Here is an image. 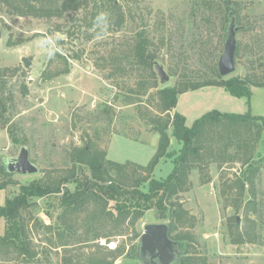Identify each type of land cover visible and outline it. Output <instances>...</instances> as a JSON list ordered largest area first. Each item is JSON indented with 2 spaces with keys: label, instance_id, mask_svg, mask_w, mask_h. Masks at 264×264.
I'll list each match as a JSON object with an SVG mask.
<instances>
[{
  "label": "rangeland",
  "instance_id": "rangeland-1",
  "mask_svg": "<svg viewBox=\"0 0 264 264\" xmlns=\"http://www.w3.org/2000/svg\"><path fill=\"white\" fill-rule=\"evenodd\" d=\"M37 1L49 7L44 2L53 0H30ZM78 1L75 7L50 16L21 13L24 7L0 2V158L16 156L19 146L25 144L30 160L39 167L38 173H11L13 182L0 189V203L17 193L21 184L33 180L57 183L74 172L79 182H87L90 171L70 159L75 148L87 145L91 151H105V157L115 162L132 163L128 175L145 176L147 171L135 165L147 163L158 140L147 121L161 114L157 90L207 76L217 78L212 68L223 50L227 5L235 7L240 29L236 33L235 70L226 77L248 76L259 80L261 86L250 87L249 100L220 85L188 89L178 94L173 110L185 116L188 126L212 109L250 111L264 117V0H114L117 7L110 5L111 0ZM139 33L148 41L150 65L135 61L133 49ZM45 39L67 59V73L51 75L64 64L56 53L52 58L46 55L45 46L39 43ZM23 56L30 58L28 67L21 61ZM157 64L163 66L167 81H160ZM153 82L156 87L150 86ZM171 131L169 127L170 136ZM261 137L257 146L263 158L264 132ZM171 142L169 150L177 151L180 143ZM229 153L232 156H224L225 160L203 158L205 164L190 171L188 188L177 195L186 210L184 223L172 235L191 236L187 256L206 257L212 264H264V163L255 177L254 195L246 187L243 193L240 188L230 190L229 180L241 179L248 167L242 165L243 149L230 148ZM254 158L259 160L256 155ZM172 167L170 157H163L151 175L163 179ZM5 179L0 173V182ZM76 184L63 181L61 188L74 191ZM147 184L143 182L141 188L147 189ZM61 192L37 199L28 209L30 215L25 216L37 251L34 264H61L66 252L86 258L96 249L84 232L93 202L77 213L70 245H58L55 224L60 222ZM247 202H254V208L246 213ZM108 206L112 208L113 202ZM47 210L51 218L45 214ZM34 217L53 228L33 225ZM234 217L238 232H255L256 241H247L246 236L243 241H232L236 237L232 232L237 233L230 227ZM100 220L93 223L100 234L112 231L110 218ZM160 221L168 219L161 220L156 210L148 209L134 224L118 225L123 226L119 234L97 239L102 254L111 251L119 255L117 264H144L136 255L139 236L145 224ZM3 232L0 218V235ZM109 240L116 242L115 249L103 243ZM188 241L183 239L185 244Z\"/></svg>",
  "mask_w": 264,
  "mask_h": 264
},
{
  "label": "trees",
  "instance_id": "trees-1",
  "mask_svg": "<svg viewBox=\"0 0 264 264\" xmlns=\"http://www.w3.org/2000/svg\"><path fill=\"white\" fill-rule=\"evenodd\" d=\"M0 2L11 7L14 5L17 8L24 7V10H20L21 13L29 12L33 15L50 16L53 14L59 15L64 10L75 7L79 1L62 0V2H57L53 0L44 2L49 3L51 5L49 7L39 1H37L38 4H34L30 0H0ZM109 3L113 7L118 6L114 3V0ZM93 22H95V19ZM7 43L9 45L13 44L10 41ZM133 53L137 63L150 65L152 55L148 51V41L141 33L138 34ZM56 55L63 62L64 68L51 74L52 76L69 71L67 59L58 53ZM212 73L217 78L207 76L204 80L189 81L183 86L158 88L157 94L161 114L150 116L147 120L151 124L152 130L158 134L157 144L145 165H135L147 171L145 176H136V172H130L128 175L127 167L132 163L115 162L105 157V151H91L90 146L87 145L78 149L75 148L70 157L74 165L77 163L84 164L87 170L90 171L91 177L88 178L87 182H83V184L79 182L78 178L74 176L73 171L75 169L73 168L71 176L63 177L57 183L53 180H33L21 184L17 193L7 196L4 203L0 204V218L4 220V232L0 235V264L8 263L7 261H14L16 264L35 263L37 251L34 249L29 237L28 219L25 216L30 215L28 209L32 204H36L37 199L61 191L59 199L61 212L58 215L60 222L55 224V234L60 241L58 245L63 247L70 245V237L76 231L74 220L78 217L77 213L83 211L88 202H93V208L86 217L84 232L85 237L89 238L87 240H92V243H95L93 246L96 248L86 258L66 252L61 257V264H114L119 255L116 256L111 251L102 254L101 249L103 247L98 244L97 239L103 236L107 240V237L114 235V233L119 234L123 226L118 228V225L124 223L127 225L134 224L148 209L156 210V214L161 220L168 219L169 236L181 245L178 264H212L208 262L206 257L187 256L190 252L191 236L187 237L180 233L172 235L178 225L184 223L186 214L181 202L177 200V195L188 188L190 171L199 167L200 164H205L202 161L203 158L209 159V162H214L217 159L225 160L224 156H232L229 153L230 148L243 149L242 165L247 166L248 169L243 172L241 179L229 180L227 188L230 190L240 188L243 193L244 187H246V190L254 195L256 192L255 177L262 163H264V157L261 158V151L257 146L259 139L262 140L261 136L264 132L263 116L253 115L250 111L229 113L212 109L203 113L188 126L185 116L173 110L177 103L178 94L188 89H197L206 85H220L230 94L244 96L249 100L250 87L252 85L261 86L259 80L254 79L253 81L248 76L244 78L239 76L221 77L217 72L216 65L213 66ZM150 86L156 87L157 84L153 82ZM23 91L27 92L25 86H23ZM169 127L172 128L171 136L167 132ZM171 137L180 143L177 151L169 150ZM255 155L259 160L255 158L252 160ZM163 157H170L173 167L165 178L156 179L151 174ZM0 173L6 177L5 180L0 182V189H2L13 181L10 178L11 173L6 171L3 164H0ZM63 181L77 183L74 191L67 188L62 189L61 184ZM146 181H148L147 189L144 190L141 185ZM110 202H113L112 208L108 206ZM244 207L247 213L254 208V202H247ZM45 214L49 218L52 217L48 210ZM101 218L112 220V231L100 234L99 227L94 226L93 223L101 221ZM69 219L72 220L71 223H68ZM232 224L233 226L230 227L237 229V233L232 232L236 235L232 240L233 242L243 241L245 236L247 241H256L257 235H255V232H238L239 225L235 217ZM33 225L42 226L47 230L53 228L51 224H45L43 220L36 217H34ZM183 239L189 241L185 244Z\"/></svg>",
  "mask_w": 264,
  "mask_h": 264
},
{
  "label": "water",
  "instance_id": "water-1",
  "mask_svg": "<svg viewBox=\"0 0 264 264\" xmlns=\"http://www.w3.org/2000/svg\"><path fill=\"white\" fill-rule=\"evenodd\" d=\"M228 21L225 29L223 50L216 62L217 72L226 77L235 70L236 33L240 26L236 25L235 7L227 5ZM25 67L30 65V58H21ZM155 71L161 82L168 80L162 65H155ZM174 140V138H172ZM0 161L9 173L33 174L39 172V167L30 160L29 149L25 144L19 146V152L14 157L2 156ZM136 255L144 264H178L181 255L180 243L169 236L168 222H152L143 226L139 236Z\"/></svg>",
  "mask_w": 264,
  "mask_h": 264
},
{
  "label": "clouds",
  "instance_id": "clouds-1",
  "mask_svg": "<svg viewBox=\"0 0 264 264\" xmlns=\"http://www.w3.org/2000/svg\"><path fill=\"white\" fill-rule=\"evenodd\" d=\"M39 43L45 46L46 55L49 58L55 56L56 49L54 43L51 40L45 39L43 41H40Z\"/></svg>",
  "mask_w": 264,
  "mask_h": 264
},
{
  "label": "built area",
  "instance_id": "built-area-1",
  "mask_svg": "<svg viewBox=\"0 0 264 264\" xmlns=\"http://www.w3.org/2000/svg\"><path fill=\"white\" fill-rule=\"evenodd\" d=\"M109 249H115L117 244L114 240H109L106 242H103ZM1 264H8V263H1Z\"/></svg>",
  "mask_w": 264,
  "mask_h": 264
},
{
  "label": "crops",
  "instance_id": "crops-1",
  "mask_svg": "<svg viewBox=\"0 0 264 264\" xmlns=\"http://www.w3.org/2000/svg\"><path fill=\"white\" fill-rule=\"evenodd\" d=\"M171 143H173V142H171ZM157 144V143H156ZM156 147V146H155ZM0 204H3V203H0ZM46 221V220H45ZM3 222H4V220H3ZM119 261H115V264H117Z\"/></svg>",
  "mask_w": 264,
  "mask_h": 264
},
{
  "label": "flooded vegetation",
  "instance_id": "flooded-vegetation-1",
  "mask_svg": "<svg viewBox=\"0 0 264 264\" xmlns=\"http://www.w3.org/2000/svg\"><path fill=\"white\" fill-rule=\"evenodd\" d=\"M144 262V261H143Z\"/></svg>",
  "mask_w": 264,
  "mask_h": 264
}]
</instances>
